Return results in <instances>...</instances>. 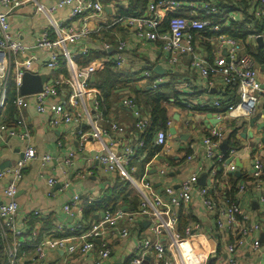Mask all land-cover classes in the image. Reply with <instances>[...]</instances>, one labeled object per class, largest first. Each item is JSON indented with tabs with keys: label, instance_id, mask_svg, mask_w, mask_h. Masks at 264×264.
Masks as SVG:
<instances>
[{
	"label": "crops",
	"instance_id": "0c3cea01",
	"mask_svg": "<svg viewBox=\"0 0 264 264\" xmlns=\"http://www.w3.org/2000/svg\"><path fill=\"white\" fill-rule=\"evenodd\" d=\"M56 1L37 0L39 4L45 7ZM155 1L109 0L105 1L102 13L96 14L91 10H86L83 14L72 19L68 18L71 5L51 13L50 17L56 23L69 25L74 29L85 28L89 31L88 37H83L67 45L68 52L78 64L83 65L78 58L79 56L91 55L96 51L108 53V55L94 58H104L106 62L103 68L90 77V85L94 87L98 83H103L105 87L111 84L109 89L101 92L103 98L98 110L92 109L90 106L92 114L97 115L98 126L105 128L107 133L102 136V139L89 137L81 144L77 134L76 121L65 122L60 118L56 124L52 125L50 124L51 114L38 113L32 105L24 110L31 131L32 143L38 156L50 155V160L43 164L40 158L31 160L23 170V177L18 183L16 222L26 241H40L47 236L54 238L77 236L81 230L99 219L103 213V210L95 211L91 214L92 217L86 220L82 218L84 206L94 201H101L107 194L121 192L115 202L116 207L121 206L127 211L138 207V198L131 186L125 185V182L119 179L116 171H108L104 164L94 159V155L101 153L105 147L110 152L117 154L122 153L126 147H130L131 153L125 161L127 171L133 176L147 177L151 181L153 189L159 193L162 192L165 184H172L177 188L182 179L202 167L204 170L200 175L205 174L204 186L209 188V194L220 201V204H224V200H227L224 193L231 187L228 174L234 173L237 177L249 178L253 155L262 157L264 161V143L262 142L264 129H257L259 125L264 123V116L259 113V109L264 107V91L259 94V107L252 116L257 118L254 125L249 123L252 117L234 118L230 117L224 110H221L220 122L216 123L218 119L215 118L214 109L206 107L207 102L210 105V101L213 99L236 101L238 99L237 85L225 84L219 73L211 75L208 78L210 79L209 83L207 78L201 77L191 69L189 56L181 55L175 64H171L169 54L162 49V39L137 38V27L135 23H131L130 18L147 15L149 3ZM193 1L196 4L209 1L220 7L227 4L229 11L231 5L236 4L238 6L236 11L239 19L233 23L236 24L235 27L242 23L245 27V34L239 32L238 36H231L238 42L239 54L248 53L251 55V51L255 52L256 45H264V39L259 44L258 39L254 42L247 37L249 30L254 28L260 30L264 25V19H259L253 13L259 9L254 0ZM178 12H183L181 14L188 16L189 7L185 6ZM158 13L162 14V10H158ZM196 17L202 18L201 14H197ZM226 17L227 14L224 19ZM210 19L215 22L214 19ZM230 27L231 29L235 28L232 25ZM52 29L48 18L36 11L35 2L24 4L9 16V30L12 38L31 46L29 53L31 52L40 59L36 65L37 69L30 73L44 75L47 81H52L59 75L66 74V65L62 62L56 69L47 68L44 65L47 60V51L34 46L35 38L44 31H48L49 37L53 38ZM223 29L224 27L222 32ZM158 31L159 33L167 32V18H164L160 23ZM216 34L218 33L211 31H200L194 34L198 54L209 61H212L216 54L217 43L214 39ZM120 40L126 42L124 64L120 67L110 65L105 68L106 64L111 61L110 56L114 54L116 45ZM105 41L109 44L106 50L102 48ZM82 47L89 49L87 55L78 54ZM220 53L226 55L227 50L222 49ZM255 62L259 67H262L264 63V61L261 63L256 60ZM155 68L159 71H154ZM145 70L150 71L148 77L143 75ZM14 72L13 63L9 66L0 64V83L7 80V86L10 88L13 83ZM260 78L262 80V77ZM156 79L161 81L157 87H153L152 83ZM164 85H170L173 91L168 99L161 104L165 109L166 119L161 126L154 127L149 135L148 129L153 125L149 99L156 88H161ZM262 88H264V83H262ZM99 90L101 91V89ZM61 91L63 97L66 98L67 91L65 89H61ZM128 96L134 99L140 107L142 115L148 118L149 123L145 131H137L132 110L122 104V99ZM67 109L72 111L68 105ZM207 113H211L212 116L207 118ZM15 114V105L10 107L7 104V122L14 120ZM112 123L121 127L123 132L112 129ZM217 124L218 127H222L226 136L224 139L227 143L225 152L228 153L231 145V147L235 146V149H238L233 155H229L228 160L219 165L205 156L201 144L204 135ZM171 128L174 129V133L170 131ZM158 130L166 131V140L163 146L155 143V134ZM252 145L256 147L255 153L251 150ZM22 147L23 142L17 137L7 134L2 136L0 140V170L11 166L20 158ZM69 153H72V156L66 162ZM188 154L192 155L189 160L186 159ZM165 163H167L166 176H161L159 170L163 168ZM229 163L235 166L234 170L229 169L227 166ZM216 165L222 169L216 168ZM216 170H220L218 179L215 176ZM48 178L54 179L55 183L49 185L47 183ZM244 181L251 188L243 197L235 194V202L242 207L247 205L250 213L263 224V229L257 232L260 242L257 250L250 248V241L239 246V261L240 264H261L264 257V201L259 200L260 191L252 188L250 180ZM6 182L5 178L0 180V204L6 201L3 195ZM240 182H237V185ZM198 184L202 185L199 182ZM74 194H79L81 197V213L70 215L63 211L62 206ZM36 211L37 213H35ZM194 221L200 222L202 231L205 233L193 237L190 242L201 249L199 243L210 245L206 235L213 228V222L208 213L204 211L197 190L193 192L191 201L178 210V227L182 230L184 226ZM249 223L252 221L247 222V224ZM57 224H60L62 229H56ZM147 224L145 219L139 225H130L125 220H120L117 225L118 228L125 225L130 228V234L125 239L117 235V229L108 230L104 239L110 248V256L103 264H129L131 255L137 252L139 240L142 237H151V234L146 230ZM216 238L221 243L219 245L221 257H225V244L234 241L235 236L228 230H220L216 233ZM27 256L24 264H36L32 252ZM168 256L171 257L170 253ZM94 259H97L95 251L84 255L80 253L69 255L64 249H56L47 250L46 259L42 264H61L64 262L68 264H93ZM209 261L218 264V257L213 255Z\"/></svg>",
	"mask_w": 264,
	"mask_h": 264
},
{
	"label": "built area",
	"instance_id": "2783aa9c",
	"mask_svg": "<svg viewBox=\"0 0 264 264\" xmlns=\"http://www.w3.org/2000/svg\"><path fill=\"white\" fill-rule=\"evenodd\" d=\"M105 1L109 0H57L45 7L37 0H0V64L8 66L14 64L15 72L12 79L15 97L13 103L16 108L14 120L7 122L9 87L6 80L0 83V140L4 134H7L23 142L20 158L11 166L0 170V180L3 178L7 180L3 188L6 201L0 204V264H24V260L31 252L35 263L42 264L46 259L47 250L56 249H64L69 255L77 253L84 255L95 251L97 259H94L93 264H103L110 256V248L104 239L107 231L117 229V235L125 239L130 234V228L127 225L118 228V222L125 220L127 224L139 225L143 219L148 223L146 230L152 238L146 236L139 240L137 252L131 255L129 264H143L145 260L147 264H208L213 255L218 257V264H240L239 246L250 241V248L257 250L260 243L257 232L263 229V224L250 213L247 205L242 207L228 200L220 204V201L209 194L207 186L198 184V177L204 170L202 167L182 179L177 188L172 184H165L161 193L156 192L147 177L133 176L127 171L125 161L131 153L130 147H126L120 154L112 153L105 147L101 153L94 155V159L104 164L108 171H116L120 180L129 183L138 198L136 209L127 211L121 206L106 209L99 219L91 222L74 237L47 236L35 242H28L23 238L16 222L18 183L23 177V170L31 160L40 158L42 164L50 160L48 154L38 156L32 143L31 131L24 110L32 105L38 113L51 114L50 124L52 125L56 124L60 118L65 122L76 121L81 144L89 137L102 139V136L107 133L105 128L98 126L97 115H93L90 109L92 106V109L98 110L103 98L101 91L90 85V77L103 68L106 61L104 58H97L83 65L78 64L68 52L67 45L88 37L89 31L85 28L74 29L72 26L56 23L50 15L67 5H71L68 13L69 19L83 14L86 10L100 14L104 9ZM28 2H35L36 11L44 14L53 27V38L49 37L48 31H44L34 41L35 47L47 51V60L44 65L49 69H56L61 57H64L66 74L59 75L50 83L44 84L37 92L21 94L19 88L23 74L37 69L36 65L40 59L31 52L29 53L31 46L12 38L9 30V16ZM254 2L259 9L253 13L259 19H264V0H254ZM185 6L189 7V15L177 14ZM237 7L236 4L231 5L223 23H218L206 17L215 15L221 10L217 4L209 1L196 4L193 0H156L149 3L147 15L130 18L131 23H135L137 27L138 39L163 40L162 49L169 54L171 64H175L181 55L189 56L191 69L201 77L207 78L209 83L208 78L219 73L225 84L237 85L238 99L236 101L213 99L210 105L208 102L206 104V107L214 109L215 118L219 122L221 110L234 118L252 117L259 107V94L264 91L262 88L264 63L263 68L259 67L252 55L239 54L237 40L222 32L223 27H228L231 23L238 21ZM158 10H162V14H159ZM197 14H201L202 18L196 17ZM164 18H167V32L159 33V26ZM200 31L218 33L214 37L217 49L212 61L198 54L194 34ZM247 37L254 42L259 38L264 39V25L260 30L257 28L249 30ZM108 47V42H103L102 48L106 50ZM125 49V40L118 41L114 54L110 56L114 66L120 67L124 64ZM222 49L227 50L226 55L220 53ZM88 53L89 49L82 47L78 54L87 55ZM143 75L148 77L150 71L145 70ZM160 81V79L154 80L152 86L157 87ZM61 89L67 91L66 98L63 97ZM122 104L132 110L137 131H145L149 123L148 118L142 115L134 99L129 96L125 97L122 99ZM67 105L72 111L67 109ZM259 113L264 116V107L259 109ZM111 127L123 132V129L116 123H112ZM225 138L222 127H218L217 124L204 135L201 141L205 156L215 163H224L229 155H233L238 150L231 148L228 153H223L220 146ZM165 140L166 131L158 130L155 134V143L163 146ZM140 144L142 145V142ZM255 148L252 145L253 153L256 152ZM71 156L72 153H69L65 161L68 162ZM191 156L188 154L186 159L189 160ZM253 158L249 175L250 183L253 189L260 191L259 200L264 201L263 158L257 155H253ZM227 166L230 170L235 168L232 163ZM166 169L167 163L159 170L161 176H166ZM47 183L52 185L55 180L48 178ZM195 190L201 199L204 211L208 213L213 222L211 234L206 235L210 245L199 243L201 249L190 242L193 237L204 235L205 232L202 231L200 222L194 221L184 226L182 230L178 227V210L191 201ZM248 191L249 186L246 181L237 185V194L240 197ZM81 207L80 195L74 194L62 206V209L70 215H77L81 213ZM249 221L252 223L247 224ZM56 229H62L61 225L57 224ZM220 230H228L235 236L234 241L225 244V257H221L219 250L221 243L216 238V233ZM96 239H99V243L95 241ZM261 264H264V257Z\"/></svg>",
	"mask_w": 264,
	"mask_h": 264
},
{
	"label": "trees",
	"instance_id": "16d2710c",
	"mask_svg": "<svg viewBox=\"0 0 264 264\" xmlns=\"http://www.w3.org/2000/svg\"><path fill=\"white\" fill-rule=\"evenodd\" d=\"M220 8H221V10H220L219 13H217L215 15L206 16V17L214 19L215 22L223 23L224 17L226 16V12L229 11L228 10L229 7H228L227 4H224ZM224 9H225V11H224ZM181 13H183V12H177V14H181ZM231 25L234 28L236 24L232 23ZM230 26L224 27L223 32H225V33H227L229 35H232V36H238L239 32L241 34H245V27H244V25L242 23L238 24L234 29H231ZM255 48H256L255 52H257V53L251 51V53H252L251 55L255 58V60L257 62H261L262 63L264 61V45H262V46L256 45ZM103 55H108V53L106 51H96L94 54L91 53V55L79 56L78 58L81 60L82 64H86L88 61H90V60H92V59H94L96 57H102ZM61 62L65 65L64 57H61L60 63ZM110 65H114V63L112 61H110L108 64H106L105 68H107ZM110 86H111V84L107 85L105 87L103 85V83H98L96 87L101 89V92H102V91H104L106 89H109ZM158 88H156V90H154L153 95L149 99V104H150V108H151L150 109L151 110V118L153 120V125L150 126V128L148 129V131H149L148 134L149 135H150V132L152 130H154V127H157L159 125L161 126L162 123L165 122V119H166V117H165V109H164V107L161 104H162V102L164 100L168 99L170 94L173 93L172 88H171L170 85H164L161 88H159V89ZM14 97H15V87H14V85L12 83V86L8 90V97H7V101H8V104H9L10 107H12L13 104H14L13 103ZM231 146H230V149L231 148H236L235 146H233V147H231ZM217 165H219V164L217 163ZM217 165L215 166L216 168L220 167V166H217ZM220 169H222V168L220 167ZM215 173H216L215 176L218 179L219 176H220V170H216ZM228 176L230 178L229 182H230L231 187H230V189L226 190V192L224 193V197L228 201H234L235 202V200H236L235 194H237V182L244 181V180H250V179L247 178V177H244V176L237 177L234 173L228 174ZM262 178L264 179V175L262 176ZM124 184L125 185L128 184V186H129L128 182H125ZM250 188L251 187H249V189ZM120 193L107 194L101 201H99V202L94 201V202H91L88 205L84 206V208L82 209V218L87 220L90 217H92L91 214L93 212H95V211H99V210H103L104 211V210H106L108 208L116 207L115 202L118 200V197H119Z\"/></svg>",
	"mask_w": 264,
	"mask_h": 264
},
{
	"label": "water",
	"instance_id": "95a60500",
	"mask_svg": "<svg viewBox=\"0 0 264 264\" xmlns=\"http://www.w3.org/2000/svg\"><path fill=\"white\" fill-rule=\"evenodd\" d=\"M262 39L259 38L258 39V42L259 44L262 42L261 41ZM159 67V66H158ZM154 71H159L157 68L154 69ZM51 80H46V77L44 75H40V74H33V73H30V72H25L22 76V81H21V85H20V93L21 94H29V93H34V92H37L39 90H41V88L43 87V85L45 83H50ZM207 118L211 117L212 114L211 113H207L206 114ZM256 117H252L250 120H249V123L251 125H254L255 122H256ZM219 122L216 121V123ZM258 126V124H257ZM257 129H264V123H262L261 125L258 126ZM173 128H171L170 131L173 132ZM174 133V132H173ZM242 136L244 137V134H242ZM262 142L264 143V131L262 132ZM226 147H227V143L224 141L222 143V145L220 146L221 148V151L224 153L225 150H226ZM21 156V154H20ZM263 172H264V161H263ZM204 181H205V174H201L199 177H198V182L202 185H204ZM102 216V214H101ZM96 217H98V215H96ZM97 243H99V239H96L95 240ZM143 264H147V260L144 261ZM208 264H213L212 261H209Z\"/></svg>",
	"mask_w": 264,
	"mask_h": 264
}]
</instances>
